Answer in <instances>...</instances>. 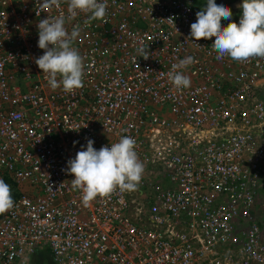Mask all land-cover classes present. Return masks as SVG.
Returning <instances> with one entry per match:
<instances>
[{"label":"built area","instance_id":"1","mask_svg":"<svg viewBox=\"0 0 264 264\" xmlns=\"http://www.w3.org/2000/svg\"><path fill=\"white\" fill-rule=\"evenodd\" d=\"M200 10L107 0L100 20L71 18L65 0H0V174L21 190L0 217V264H264V58L217 60L215 37H190ZM48 15L79 29L73 93L35 63ZM187 56L191 85L177 89L169 73ZM121 136L136 141L141 181L85 206L67 161L86 138L99 150Z\"/></svg>","mask_w":264,"mask_h":264},{"label":"clouds","instance_id":"2","mask_svg":"<svg viewBox=\"0 0 264 264\" xmlns=\"http://www.w3.org/2000/svg\"><path fill=\"white\" fill-rule=\"evenodd\" d=\"M62 0H42L43 9L58 7ZM71 18L78 13L90 14L91 19H105L107 0H65ZM240 20H232V10L226 4H217L216 0H207L202 10L196 13V21L190 26V37L199 41L211 39L216 59L229 57L234 61L246 62L252 58H264V0H243ZM172 17L168 18L171 19ZM222 20L230 22L224 26ZM64 16L41 19L38 24V47L44 54L35 58V63L45 74L49 86L57 89L62 86L66 93H73L83 87L84 58L75 48L74 42L79 29L69 32ZM176 27V24H175ZM145 59L147 51L140 50ZM195 63L187 56L172 65L169 79L177 88H188L190 78L182 71ZM76 130L75 128H71ZM87 139L86 146L81 145L74 158L67 161L64 169L74 174L71 179L73 189L82 193V202L88 206L99 198H109L117 189L133 191L142 179L144 164L136 149V141L131 136H121L111 146L94 147V140ZM78 141H74V144ZM15 206L11 186L0 178V214H5Z\"/></svg>","mask_w":264,"mask_h":264},{"label":"rangeland","instance_id":"3","mask_svg":"<svg viewBox=\"0 0 264 264\" xmlns=\"http://www.w3.org/2000/svg\"><path fill=\"white\" fill-rule=\"evenodd\" d=\"M193 2L195 3L196 6L203 8L206 3L207 0H193ZM243 0H216L217 4H226L227 6H229L232 10V13H237L239 11H241L242 9L239 7L240 4H242ZM0 178H1V174H0ZM18 187V186H17ZM260 188H263V185H260ZM259 188V190H260ZM19 192L21 193L20 188L18 187ZM258 197H257V208H256V213L257 216L259 218H262L264 220V197L262 195V193H260L258 191ZM261 194V195H260Z\"/></svg>","mask_w":264,"mask_h":264},{"label":"trees","instance_id":"4","mask_svg":"<svg viewBox=\"0 0 264 264\" xmlns=\"http://www.w3.org/2000/svg\"><path fill=\"white\" fill-rule=\"evenodd\" d=\"M2 178L11 186L12 188V194H13V198H16L20 192L18 190V187L16 185V183L11 179V177L8 175V174H3ZM261 184L263 185V188L261 189L260 187V190L259 192L262 193L263 197H264V178L262 179L261 181ZM260 184V185H261ZM259 194V193H258ZM261 195V194H260ZM3 214H0V217L2 216ZM42 255H43V258L41 257V260H43L44 258H48L49 262L51 261L50 260V252H49V249H46L44 251H42ZM51 263V262H50Z\"/></svg>","mask_w":264,"mask_h":264},{"label":"bare ground","instance_id":"5","mask_svg":"<svg viewBox=\"0 0 264 264\" xmlns=\"http://www.w3.org/2000/svg\"><path fill=\"white\" fill-rule=\"evenodd\" d=\"M241 13H242V10L239 11V12H237V13H234L232 17H235V16H237V15H239V14H241ZM41 255H42V253H41Z\"/></svg>","mask_w":264,"mask_h":264}]
</instances>
